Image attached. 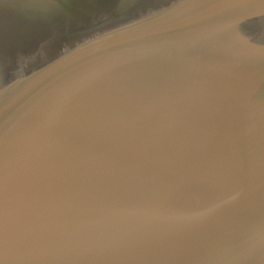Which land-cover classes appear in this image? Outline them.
I'll return each mask as SVG.
<instances>
[{
  "label": "water",
  "instance_id": "95a60500",
  "mask_svg": "<svg viewBox=\"0 0 264 264\" xmlns=\"http://www.w3.org/2000/svg\"><path fill=\"white\" fill-rule=\"evenodd\" d=\"M0 264H264V0H0Z\"/></svg>",
  "mask_w": 264,
  "mask_h": 264
},
{
  "label": "snow or ice",
  "instance_id": "6c2138e0",
  "mask_svg": "<svg viewBox=\"0 0 264 264\" xmlns=\"http://www.w3.org/2000/svg\"><path fill=\"white\" fill-rule=\"evenodd\" d=\"M13 2L18 4L31 5L33 3V0H13ZM24 10H31V8L28 7L25 8Z\"/></svg>",
  "mask_w": 264,
  "mask_h": 264
}]
</instances>
